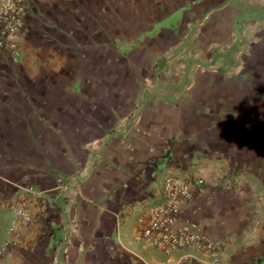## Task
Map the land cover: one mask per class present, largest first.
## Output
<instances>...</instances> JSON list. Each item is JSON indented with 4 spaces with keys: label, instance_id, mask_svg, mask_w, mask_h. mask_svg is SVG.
Here are the masks:
<instances>
[{
    "label": "crops",
    "instance_id": "crops-1",
    "mask_svg": "<svg viewBox=\"0 0 264 264\" xmlns=\"http://www.w3.org/2000/svg\"><path fill=\"white\" fill-rule=\"evenodd\" d=\"M26 2L0 202L31 219L0 210V264H211L136 239L170 176L203 181L182 216L221 264H264V0Z\"/></svg>",
    "mask_w": 264,
    "mask_h": 264
},
{
    "label": "built area",
    "instance_id": "built-area-1",
    "mask_svg": "<svg viewBox=\"0 0 264 264\" xmlns=\"http://www.w3.org/2000/svg\"><path fill=\"white\" fill-rule=\"evenodd\" d=\"M26 13V0H0V66L16 64L21 59ZM202 184L200 179L186 181L171 176L165 178L162 183L163 200L138 219L141 227L136 239L145 241L165 254L196 246L210 254L211 264H221L216 246L195 222L182 216L183 208L191 200L194 189ZM28 191L35 194L32 188ZM2 208L13 212L14 221L26 223L31 219L25 208L24 197L16 203L0 202V210Z\"/></svg>",
    "mask_w": 264,
    "mask_h": 264
},
{
    "label": "rangeland",
    "instance_id": "rangeland-1",
    "mask_svg": "<svg viewBox=\"0 0 264 264\" xmlns=\"http://www.w3.org/2000/svg\"><path fill=\"white\" fill-rule=\"evenodd\" d=\"M23 40H24V36L22 35V39H21V47H22V49H21V59L19 60V62L16 63V64H6V65H3V66H0V68H2V67H7L8 68V67H13V66H19V70H21L20 72L23 73L25 71L22 68H23V62H24V58L26 57V52L27 51L25 49ZM181 52L184 55H190V53L192 52V49H191L190 45L185 44L184 47L182 48ZM161 61L162 60H160V62Z\"/></svg>",
    "mask_w": 264,
    "mask_h": 264
}]
</instances>
